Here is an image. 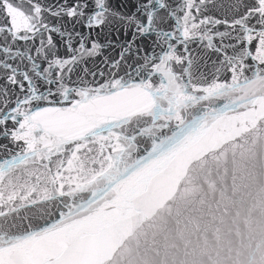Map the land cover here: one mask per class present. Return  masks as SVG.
<instances>
[{"label":"water","instance_id":"obj_1","mask_svg":"<svg viewBox=\"0 0 264 264\" xmlns=\"http://www.w3.org/2000/svg\"><path fill=\"white\" fill-rule=\"evenodd\" d=\"M0 264H264V0H0Z\"/></svg>","mask_w":264,"mask_h":264}]
</instances>
